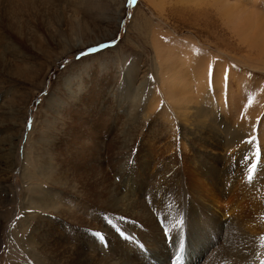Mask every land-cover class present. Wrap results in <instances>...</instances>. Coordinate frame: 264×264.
<instances>
[{
	"label": "rangeland",
	"instance_id": "obj_1",
	"mask_svg": "<svg viewBox=\"0 0 264 264\" xmlns=\"http://www.w3.org/2000/svg\"><path fill=\"white\" fill-rule=\"evenodd\" d=\"M178 1L0 0V264H171L178 255L205 264L212 251L213 264H242L249 248L261 255L252 264H264V49L246 45L210 5ZM253 1L241 15L239 2L224 5L264 24V0ZM167 52L188 54L183 71L227 77L221 98L209 87L190 120L166 95L165 71L176 70ZM227 156L247 173L225 200L244 206V222L232 231L226 214L232 236L210 230L194 253L192 193L217 187L207 167ZM124 195L139 208L124 209Z\"/></svg>",
	"mask_w": 264,
	"mask_h": 264
},
{
	"label": "bare ground",
	"instance_id": "obj_2",
	"mask_svg": "<svg viewBox=\"0 0 264 264\" xmlns=\"http://www.w3.org/2000/svg\"><path fill=\"white\" fill-rule=\"evenodd\" d=\"M26 1V0H24ZM38 3L42 2V0H33V2H37ZM219 1V2H218ZM179 0L178 2H181V3H184L186 4L187 2H195L196 4L200 5V4H203V3H206L207 5H210L212 7V10H214V12L219 15V17L222 19V21L224 22L225 25L229 26L230 29H232V31L235 33V35H240L241 36V40L246 44L248 45L249 47H251L252 49L254 48H258L257 50L260 51V53L262 54V50L264 49V24H260L258 18H256L258 21L256 22L255 20H252V17L251 16V12L249 14L246 15L247 17L246 18H243L241 19V21L238 19V15H241V14H244L246 12V7L247 5L245 6V4L247 3L248 0ZM229 3L231 4V2L234 4L235 2H239L240 5H244L245 7H241V11L237 14H234L237 10L240 8L239 5H238V9L235 10V5L233 8L234 10H232V8H229L230 5H224V3ZM253 1V0H252ZM152 2V1H151ZM187 3V4H188ZM254 3V1H253ZM249 4V3H248ZM251 5V4H250ZM248 5V6H250ZM202 6V5H201ZM256 6V5H255ZM232 7V5H231ZM209 8V7H208ZM205 9V8H204ZM211 9V8H209ZM227 9H230V11H228ZM250 8H248L249 10ZM257 9V7H256ZM234 12V13H233ZM264 12V11H263ZM253 14V13H252ZM262 14V13H261ZM244 16V15H243ZM241 17V16H240ZM260 18V17H259ZM255 19V17H254ZM262 16H261V21H262ZM264 20V19H263ZM264 22V21H263ZM8 27V25H7ZM10 27V26H9ZM12 27V26H11ZM15 27V26H14ZM5 30V29H4ZM256 32L257 34V38L255 39L254 38V33ZM158 41V40H157ZM162 43V42H161ZM160 41L158 42V45L161 44ZM161 49L162 51L165 50V48H162L161 46ZM171 50V49H170ZM169 50V51H170ZM174 52V51H173ZM171 53V52H167L170 56L167 57V59L165 57H163L170 65L171 63L173 64L172 67H174L176 70H175V73L171 72L170 70H166L165 71V77L163 78L165 83L167 84L166 85V95L168 94V99L170 101V103L173 105H175V107H177L178 109H184V112H182L181 110H178L180 111V113L184 116H187V120L193 118V116L195 117L196 113L197 114H200L201 113V110H199L198 108H195V107H199L198 105H195V101L197 98L199 97H203L207 94L208 92V89L209 87H211L212 89L215 90V93H217L218 97L221 98V93L225 91V89L227 90V84L225 83V79L221 82L220 80V75L221 73H219V76H215L213 79H208V72L207 74H204V76H202L201 74H198V70H194V71H183V69L181 68L182 67V64H184L185 62H187L188 64V61H187V58L189 57H186V56H183V58L181 60H178V61H175L174 60V53ZM157 55L160 56L161 54L159 52H157ZM173 56V57H172ZM245 58V57H244ZM191 59V57H190ZM189 59V60H190ZM159 60V59H158ZM202 61V60H201ZM160 62V61H159ZM190 62V61H189ZM203 62V61H202ZM161 63L162 60H161ZM221 63V62H220ZM165 64V63H164ZM194 64V63H193ZM219 64V62L217 63ZM222 65V64H220ZM160 66L162 67H165L163 64H160ZM195 66V65H194ZM219 66V65H217ZM184 67V66H183ZM221 67V66H220ZM219 67V68H220ZM223 67V66H222ZM221 67V68H222ZM218 68V67H217ZM189 69V68H188ZM191 69V68H190ZM225 69V68H224ZM164 70V69H163ZM193 70V69H192ZM219 70V69H218ZM222 70V69H221ZM202 71H205V70H202ZM206 72V71H205ZM223 72V70H222ZM211 74V73H210ZM218 74V73H217ZM223 75V74H222ZM221 75V77H222ZM212 76V75H210ZM225 75H223L224 77ZM159 77V76H158ZM226 77V76H225ZM227 79V77H226ZM209 81H211V85L212 83H215L216 85H210L209 84ZM214 81V82H213ZM195 85H197L199 91H198V94H197V97L195 96L194 92L196 90H194V87ZM227 85V86H226ZM241 86V85H240ZM222 91V92H221ZM213 93V92H212ZM223 94V93H222ZM226 94V93H224ZM226 96V95H225ZM210 97V96H209ZM209 97H205V102L209 103L210 102V98ZM214 97H215V94H214ZM224 99V98H223ZM214 100V99H213ZM237 101L236 98L232 99L231 100V106H233L235 104V102ZM226 102V101H225ZM153 103V102H152ZM191 103V104H190ZM196 103H202L199 99ZM227 103V102H226ZM186 104V105H185ZM194 104V105H193ZM210 105V104H209ZM156 106V105H154ZM191 106V107H190ZM229 107H231L229 104H228ZM207 107V106H206ZM210 107V106H209ZM217 105H216V108L217 109ZM192 108H194V111H191ZM212 108V107H211ZM176 109V108H175ZM220 109V108H219ZM222 109H227V107H222ZM207 110V109H206ZM206 110H204L203 112H206ZM233 110V109H232ZM237 110V109H236ZM209 115L213 114V109H208L207 110ZM223 111V110H222ZM209 117V116H208ZM185 118V117H183ZM216 119V118H215ZM186 120V121H187ZM212 120V119H211ZM221 120V119H220ZM221 126V125H220ZM263 127V126H262ZM264 129V128H263ZM236 130L234 129H230V131L228 132L229 133V136L227 135V137H229L228 142L229 143H234L236 140H239V135L235 132ZM264 133V132H263ZM264 136V135H263ZM203 137V136H202ZM219 147V146H218ZM248 149V148H247ZM264 153V152H262ZM204 153L201 152L200 150L199 151H196V158L197 160H200L201 159V162H202V158H204ZM229 155V154H228ZM234 157V156H233ZM231 157L229 158L227 156V164L225 163V165L222 167V168H219V167H215V166H212L211 167H207V170L209 172V177L211 179H215V182H216V188H212V189H204L203 191H201V188L198 187V190H197V194H194L192 193L193 195V199L191 202L192 203V206L190 208V213L189 214H192V219L191 220H194L196 215L199 216V219L198 220V223L197 224H194L193 227L190 229L192 231V238H191V241L194 240V244L197 243V246L194 248L193 252L194 253H199L201 252L202 253V248L204 247L205 244H203L202 241H204L207 237H208V234H209V231L210 230H220L222 231L221 233L224 235V237H231L233 233L229 232V230H225V225L221 222V218L223 220H225V218H223L224 216H226V214H228L229 217H233L232 219L233 220H230L229 223L227 222L228 226L230 224H232V226L230 227V230L233 231L234 229V226L235 228H240L241 227V223L244 222L243 218H242V215H241V212L243 213L244 210V206L242 208V204L238 203L236 204V200H235V205L233 203V205L231 204V201L230 202H225L226 199H234V193L236 191H238L239 188H243L242 184L244 183L243 181V178L244 176L247 174L245 172L246 169L244 168V173L242 172V167L239 166V163L240 161L237 162L238 165H235V163L233 161H230L229 160H233L234 158ZM212 158V157H211ZM233 158V159H232ZM215 159V158H214ZM230 163V164H229ZM205 164L204 160L202 162V166L203 167ZM174 167V166H173ZM172 167V168H173ZM178 167V166H177ZM244 167V166H243ZM176 168V167H175ZM170 169V168H169ZM199 169V170H197ZM197 169H193L195 173L199 174L200 173V166L197 167ZM198 171V172H197ZM139 172V171H138ZM143 172V171H142ZM45 173V172H44ZM164 173V172H163ZM138 175L140 173H137ZM194 174V173H193ZM164 175V174H163ZM136 176V175H135ZM247 176V175H246ZM251 176V175H250ZM198 177V176H197ZM208 178V177H207ZM165 179V177H164ZM169 180V179H168ZM188 180V179H186ZM210 181V180H209ZM247 181V180H246ZM256 181V180H255ZM196 182V181H195ZM175 183V182H174ZM211 183H213L211 181ZM169 184V183H168ZM255 184V183H254ZM129 186V185H128ZM155 186V185H154ZM181 186V184H180ZM245 186V185H244ZM246 187V186H245ZM250 187V186H249ZM135 188V187H134ZM162 188V187H160ZM197 188V187H196ZM241 188V189H242ZM150 189V188H149ZM154 189V188H153ZM179 189V188H178ZM245 189V188H244ZM131 190V189H130ZM196 190V189H195ZM247 190V189H245ZM148 191V190H147ZM151 191V190H150ZM155 191V190H154ZM163 191V190H162ZM165 191V190H164ZM163 191V192H164ZM207 191V192H206ZM242 191V190H241ZM152 192V191H151ZM161 192V191H160ZM159 192V193H160ZM171 192V190H170ZM172 192H173V189H172ZM167 192H165V195H166ZM188 193L189 195L190 194V191L188 190ZM188 193H186V197L188 199L189 198V195ZM235 193V194H236ZM131 194V193H130ZM148 194L150 195V193L148 192ZM163 194V193H162ZM168 194V193H167ZM170 194V193H169ZM240 194V193H239ZM191 195V196H192ZM239 196V195H238ZM236 196V197H238ZM129 197L131 198V196H128V195H124L122 196L120 199V204H121V201L124 202V201H127L129 200ZM172 197V196H171ZM170 197V198H171ZM175 197V196H173ZM248 197V196H247ZM250 197V196H249ZM254 197V196H253ZM37 198H39V196H37ZM133 198V197H132ZM180 198V197H179ZM239 198V197H238ZM237 198V199H238ZM119 199V198H118ZM136 200L138 198H135ZM134 199V200H135ZM174 199V198H172ZM178 199V198H177ZM250 199V198H249ZM135 201H130L129 203H124L123 204V207L124 209L128 208L131 209L132 207L135 208V203H137ZM139 200V199H138ZM171 200V199H170ZM118 201V200H117ZM173 201V200H172ZM139 202V201H138ZM174 202V201H173ZM172 202V203H173ZM183 202V201H181ZM238 202V201H237ZM241 202V201H240ZM249 202V201H248ZM119 203V202H117ZM141 203V202H140ZM242 203V202H241ZM135 204V205H134ZM140 205V209L141 207L145 206V204H143V206ZM174 205V204H173ZM178 205V204H177ZM230 206V207H229ZM122 207V205H121ZM138 207V205L136 206ZM178 207V206H177ZM229 208L227 211L225 210V208ZM139 208V207H138ZM137 208V210H138ZM146 208V206L144 207ZM160 208V207H159ZM172 208V207H171ZM179 208V207H178ZM177 208V209H178ZM183 209V207H181ZM133 209V208H132ZM143 209V208H142ZM141 209V211H142ZM161 209H162V206H161ZM166 210H168L167 208H165ZM173 209V208H172ZM172 209H170L171 211H173ZM163 210V209H162ZM161 210V211H162ZM164 210V211H166ZM169 210V212H171ZM185 210V209H184ZM139 210V212H141ZM145 211V209H144ZM148 211V209H147ZM160 211V210H158ZM159 212L160 214L163 213L164 211L162 212ZM137 212V211H136ZM176 212V211H175ZM194 212V213H193ZM127 213V212H126ZM134 213L135 214V211L132 210L131 211V214ZM152 213V212H151ZM167 213V212H166ZM165 213V214H166ZM209 213H211V215H208ZM153 214V213H152ZM165 214L163 217H165ZM172 214V213H171ZM169 213V216L171 215ZM188 214V213H187ZM136 215H139V214H136ZM168 215V214H167ZM208 215V216H207ZM135 216V215H134ZM173 216V215H172ZM179 216V215H178ZM186 216V215H185ZM140 217H145L147 218V223L151 224L152 228L157 230V226L153 220V218L150 216L149 214V211L148 213L146 214V211H145V214L142 215ZM168 216H166V219H167ZM139 218V217H138ZM140 219V218H139ZM227 219V218H226ZM230 219V218H229ZM190 222H194V221H191ZM228 220V219H227ZM189 222V223H190ZM167 223V222H166ZM169 223V222H168ZM226 224V223H225ZM243 226V225H242ZM145 227V226H144ZM184 228V227H183ZM195 229H199V231H196ZM249 232V231H247ZM250 235L249 234H245V235H249L245 240V244H247L248 242H252L254 241V236L253 235H256V232L255 231H252L250 230ZM239 234V233H238ZM242 235V234H241ZM174 236V235H173ZM172 236V237H173ZM242 237V236H241ZM239 239V238H238ZM243 239V238H242ZM173 240V239H172ZM175 241V240H174ZM179 242V241H178ZM231 239L230 241L227 239V241L224 242V244H231ZM191 243V242H190ZM205 243V242H204ZM235 243V242H233ZM222 244V242H221ZM192 245V244H191ZM254 245V244H253ZM257 245V244H256ZM248 246V245H247ZM261 246V245H260ZM149 247V246H148ZM157 247V246H156ZM255 247V246H254ZM253 247V248H254ZM244 247H242L243 249ZM249 248V247H248ZM147 249V248H146ZM241 249V250H242ZM228 250V249H227ZM259 250V249H258ZM257 248L255 249H245V251H243V254L242 255H238L239 256V261L238 263H245V264H252V260H258V259H261V255L259 254V257L257 259V255L255 256V252L258 251ZM187 251V250H186ZM222 251V250H221ZM225 251V250H224ZM248 251V253L246 254L245 252ZM214 251L211 252V254L213 253ZM227 252V251H226ZM240 252V251H238ZM192 253V252H191ZM233 253L235 254V250H233ZM242 253V251H241ZM240 253V254H241ZM211 254L209 255V259H205V264H213L215 263V259H212L214 257H217L216 255H212ZM215 254V253H214ZM227 254V253H226ZM203 255V254H202ZM159 256H162L163 255H159ZM187 256V255H186ZM204 256V255H203ZM225 256V255H224ZM229 256V255H228ZM233 257V256H231ZM128 258V257H127ZM125 259V258H124ZM165 259V258H164ZM200 259V258H199ZM230 259V258H229ZM228 259V260H229ZM132 260V259H131ZM188 260V259H187ZM195 260V259H194ZM231 260H234L231 259ZM198 261V259H197ZM222 261V260H221ZM236 262V260H234ZM259 261V260H258ZM164 262V261H163ZM230 262V261H228ZM232 262V261H231ZM249 262V263H247ZM201 263V261H200ZM204 263V262H203ZM227 263V262H226ZM225 263V264H226ZM234 263V262H233ZM129 264H136V262L131 261L129 262ZM235 264V263H234Z\"/></svg>",
	"mask_w": 264,
	"mask_h": 264
}]
</instances>
